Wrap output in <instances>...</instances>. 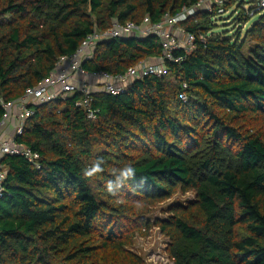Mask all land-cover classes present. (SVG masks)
<instances>
[{"label":"trees","instance_id":"1","mask_svg":"<svg viewBox=\"0 0 264 264\" xmlns=\"http://www.w3.org/2000/svg\"><path fill=\"white\" fill-rule=\"evenodd\" d=\"M199 1L0 0V120L3 103L38 86L95 30L146 17L157 23ZM258 2L223 4L237 23L232 37L214 31L225 14L215 4L180 21L194 49L174 51L181 62L165 59L166 75L131 80L122 93L92 91L95 119L78 104L85 97L79 89L30 103L35 113L16 140L40 155V167L24 155L1 158L0 264H146L131 246L153 227L168 238L174 264H264ZM163 55L156 35L121 36L97 43L83 68L117 75ZM98 159L103 171L85 178ZM126 165L134 178L108 193L107 182L119 175L113 170ZM178 192L195 197L153 219Z\"/></svg>","mask_w":264,"mask_h":264},{"label":"built area","instance_id":"2","mask_svg":"<svg viewBox=\"0 0 264 264\" xmlns=\"http://www.w3.org/2000/svg\"><path fill=\"white\" fill-rule=\"evenodd\" d=\"M226 1L200 0L194 7L183 9L177 15L173 16L167 13L157 23L151 22L149 17H146L141 23L116 21L104 31L95 30L92 32L84 39L75 53L61 57L56 69L38 86L27 89L24 96L18 100L3 103L5 114L0 120V161L5 155H24L33 164L40 167V155L16 140L17 136L23 133L27 119L35 113L30 103L42 104L57 97H65L79 89L85 94V97L78 104L86 110L89 118L95 119L98 110L93 107L92 91L103 90L113 94L122 93L131 80L153 73L159 76L166 75L165 59L181 62L183 56H175L174 51L184 50L189 53L195 46L194 35L181 27L179 31H176L175 26H179L180 21L194 14L197 9L211 10L214 4L219 6V13H225L223 4ZM232 1L237 2L239 0ZM257 4L264 8V0H259ZM149 34L156 35L162 44L164 55L157 59L158 62L142 61L139 65L130 67L126 73L117 75L106 71L88 72L83 68V62L92 56L97 43L121 36H145ZM90 78L95 81L94 86L89 83ZM180 97L185 99L184 94H181ZM10 124L14 132L12 135L4 137L3 131ZM5 178L6 170L0 162V197L3 195Z\"/></svg>","mask_w":264,"mask_h":264},{"label":"rangeland","instance_id":"3","mask_svg":"<svg viewBox=\"0 0 264 264\" xmlns=\"http://www.w3.org/2000/svg\"><path fill=\"white\" fill-rule=\"evenodd\" d=\"M249 7L250 4H246V8ZM257 16L258 15L253 16L248 22V25L254 22ZM216 20L218 26L214 29L216 33H224L226 36L229 37H232L235 34L237 30V23L233 21V17H230L228 16V14L225 13L223 16L217 17ZM246 26H243V28H245ZM175 28L176 31L180 30V26L178 25H176ZM243 35L244 34H242L241 36L242 38ZM249 43V41L246 42L248 46ZM194 197V192H178L169 200L158 205L152 213V218L155 219L157 217H163L166 215L163 210L166 209L169 205L175 203H184L189 200H192ZM168 243V238L162 234L160 229L158 227H153L148 235L137 236L133 245L131 246V249L140 256H142L146 264H174L167 251Z\"/></svg>","mask_w":264,"mask_h":264},{"label":"clouds","instance_id":"4","mask_svg":"<svg viewBox=\"0 0 264 264\" xmlns=\"http://www.w3.org/2000/svg\"><path fill=\"white\" fill-rule=\"evenodd\" d=\"M102 163L103 161L98 159L91 167L86 168L83 171L84 177L91 178L94 177L97 173L102 172L103 171V168L101 167ZM116 171L119 172V175L116 177L115 182L109 180L106 184L107 192L112 195H115L117 193L116 189L121 187V185L129 178H134L136 174V170L130 165H126L120 169H114L113 174H115Z\"/></svg>","mask_w":264,"mask_h":264},{"label":"crops","instance_id":"5","mask_svg":"<svg viewBox=\"0 0 264 264\" xmlns=\"http://www.w3.org/2000/svg\"><path fill=\"white\" fill-rule=\"evenodd\" d=\"M152 62H158L159 60H157V59H154V60H151ZM94 80L93 79H89V83L92 85V86H94ZM13 132H14V129H13V127L11 126V124L8 126V127H6L5 129H4V131H3V133L5 134H3L4 135V137H7V136H10V135H12L13 134Z\"/></svg>","mask_w":264,"mask_h":264}]
</instances>
